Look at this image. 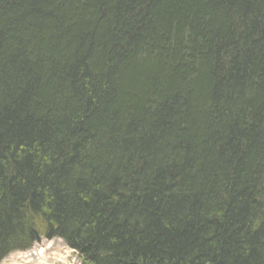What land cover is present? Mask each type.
Wrapping results in <instances>:
<instances>
[{
	"label": "trees",
	"instance_id": "1",
	"mask_svg": "<svg viewBox=\"0 0 264 264\" xmlns=\"http://www.w3.org/2000/svg\"><path fill=\"white\" fill-rule=\"evenodd\" d=\"M264 264V0H0V262Z\"/></svg>",
	"mask_w": 264,
	"mask_h": 264
},
{
	"label": "rangeland",
	"instance_id": "2",
	"mask_svg": "<svg viewBox=\"0 0 264 264\" xmlns=\"http://www.w3.org/2000/svg\"><path fill=\"white\" fill-rule=\"evenodd\" d=\"M50 244L52 248L48 250L47 255L44 259L49 261L48 264H81L79 257L76 252L69 249L63 241L60 239H45L40 238V240L32 245V247L26 251L22 252H12L6 256L0 264H33L31 262H26V260L19 258L22 254L28 253L33 250V248H38L43 244ZM34 263H37L34 262Z\"/></svg>",
	"mask_w": 264,
	"mask_h": 264
},
{
	"label": "bare ground",
	"instance_id": "3",
	"mask_svg": "<svg viewBox=\"0 0 264 264\" xmlns=\"http://www.w3.org/2000/svg\"><path fill=\"white\" fill-rule=\"evenodd\" d=\"M52 246L48 244H43L38 248H33L32 251L22 254L19 258L26 260V262H40L41 264H48L49 261L44 259L45 255H47V251L50 250ZM39 263V264H40Z\"/></svg>",
	"mask_w": 264,
	"mask_h": 264
},
{
	"label": "water",
	"instance_id": "4",
	"mask_svg": "<svg viewBox=\"0 0 264 264\" xmlns=\"http://www.w3.org/2000/svg\"><path fill=\"white\" fill-rule=\"evenodd\" d=\"M33 264H39V263H33ZM41 264V263H40Z\"/></svg>",
	"mask_w": 264,
	"mask_h": 264
}]
</instances>
